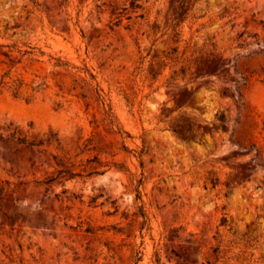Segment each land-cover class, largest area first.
<instances>
[{
    "label": "rangeland",
    "instance_id": "obj_1",
    "mask_svg": "<svg viewBox=\"0 0 264 264\" xmlns=\"http://www.w3.org/2000/svg\"><path fill=\"white\" fill-rule=\"evenodd\" d=\"M131 1L0 0V264H264V0Z\"/></svg>",
    "mask_w": 264,
    "mask_h": 264
},
{
    "label": "trees",
    "instance_id": "obj_2",
    "mask_svg": "<svg viewBox=\"0 0 264 264\" xmlns=\"http://www.w3.org/2000/svg\"><path fill=\"white\" fill-rule=\"evenodd\" d=\"M130 6L132 8L139 7L140 4L136 2V0H132L130 3ZM66 65L65 62H62L59 60V65ZM87 71V69H85ZM89 75L92 79H94V76L91 72H89ZM82 80L86 81V78H82ZM21 83L18 81H14L12 83V89L13 94L17 96L20 92ZM100 88L95 85L93 87V91L96 94L97 99L101 100L103 104H106L104 97L102 96L100 92ZM84 96V94H82ZM107 107L105 108L106 117L109 119L110 123H114L116 120V117L113 114L111 106L107 103ZM29 127H33L32 124H29ZM119 127V131H120ZM7 130V133L4 135L3 131ZM6 136L8 138L16 140L18 143L23 144L27 147H33L37 148L38 151H41V146H49L52 144L59 145L60 144V138L57 136L56 132L52 129H49L42 134H39L38 132L33 133L32 135L28 134V130L24 131L21 127L14 126L12 122L8 123L6 126L0 127V136ZM58 173L65 172L69 175V177H72L76 175V173L70 168L68 165L63 164L62 168L57 169ZM141 183V180L139 181ZM145 220L142 222L144 224ZM140 259V256L136 257V260L138 261Z\"/></svg>",
    "mask_w": 264,
    "mask_h": 264
}]
</instances>
